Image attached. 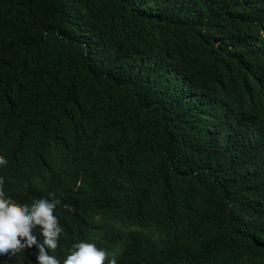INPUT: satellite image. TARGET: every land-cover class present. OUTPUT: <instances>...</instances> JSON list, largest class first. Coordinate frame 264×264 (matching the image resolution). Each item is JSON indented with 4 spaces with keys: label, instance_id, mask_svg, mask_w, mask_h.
I'll return each mask as SVG.
<instances>
[{
    "label": "trees",
    "instance_id": "trees-1",
    "mask_svg": "<svg viewBox=\"0 0 264 264\" xmlns=\"http://www.w3.org/2000/svg\"><path fill=\"white\" fill-rule=\"evenodd\" d=\"M0 156L61 264H264V0H0Z\"/></svg>",
    "mask_w": 264,
    "mask_h": 264
},
{
    "label": "clouds",
    "instance_id": "clouds-1",
    "mask_svg": "<svg viewBox=\"0 0 264 264\" xmlns=\"http://www.w3.org/2000/svg\"><path fill=\"white\" fill-rule=\"evenodd\" d=\"M7 160L0 156V165H6ZM4 179L0 177V254L15 256L25 249L35 246L38 249L36 260L38 264H61L55 256L50 254L58 247V240L62 233L58 218L54 211L61 203L55 198L51 200L41 198L28 204L17 203L6 197L3 190ZM69 211L72 208L64 205ZM39 228L38 241L34 230ZM117 264L115 258L109 259L105 250L94 243L81 241L73 245V250L63 260V264Z\"/></svg>",
    "mask_w": 264,
    "mask_h": 264
}]
</instances>
